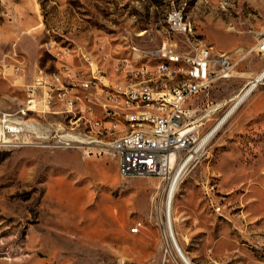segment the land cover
<instances>
[{
  "label": "rangeland",
  "instance_id": "374dc122",
  "mask_svg": "<svg viewBox=\"0 0 264 264\" xmlns=\"http://www.w3.org/2000/svg\"><path fill=\"white\" fill-rule=\"evenodd\" d=\"M179 6L192 32L171 30ZM263 24L264 0H0V117L19 116L34 75L58 69L50 50L69 51L88 75L90 61L112 71L164 43L209 45L235 68L189 103L204 136L264 69ZM249 97L176 193L175 229L194 264H264V84ZM163 188L158 177L125 176L112 155L0 146V264H177L157 210Z\"/></svg>",
  "mask_w": 264,
  "mask_h": 264
},
{
  "label": "built area",
  "instance_id": "2783aa9c",
  "mask_svg": "<svg viewBox=\"0 0 264 264\" xmlns=\"http://www.w3.org/2000/svg\"><path fill=\"white\" fill-rule=\"evenodd\" d=\"M172 17L175 32L181 33V27H190L189 20H182L181 14ZM256 38L255 50L264 55V24L256 31ZM177 46L164 43L161 48L146 49L147 56L158 58L159 54H174L186 61L198 60L202 68H209V81H202L201 73H194L185 66L169 68L158 62V67H149L135 56L118 58L112 71H98L95 67V78H102V87H95L94 78L87 77L86 83L64 79L62 68H70L73 74L80 73L82 67L69 58L68 51L50 50L56 56L54 66L61 71V78L58 83H50V76H45L43 69L34 75L26 87L29 104L24 105L19 116L7 113L0 117V146L75 149L85 158L112 155L119 159L125 176L158 177L163 186H167L179 167L188 173L197 166L206 155L209 144H202L201 125L192 121L189 103L207 92L216 80L231 77L235 68L227 53L218 52L212 46L201 45L189 51ZM85 53L92 58V53ZM124 74L134 75V79L169 74V82L171 76H186V84L177 90H169V84L162 85L159 92L119 89L118 85L109 84L110 76ZM55 85H62V96L74 93L69 114L53 112L51 89ZM95 90H102V97H95ZM79 92L89 94V103L79 100ZM105 95L124 98L127 114H119L117 106L105 103ZM135 105H148V113L134 118ZM149 109H159V116L150 117ZM110 114L124 115L127 125L118 126L119 135L114 142H102V133L115 126L105 123V116ZM76 119H86L87 127L75 128ZM216 210L221 212L222 207ZM142 227L136 224L133 231L138 233Z\"/></svg>",
  "mask_w": 264,
  "mask_h": 264
},
{
  "label": "bare ground",
  "instance_id": "6f19581e",
  "mask_svg": "<svg viewBox=\"0 0 264 264\" xmlns=\"http://www.w3.org/2000/svg\"><path fill=\"white\" fill-rule=\"evenodd\" d=\"M176 14H181L182 20H188L186 16L185 7L181 11V7H175L169 14V26L172 31L175 32L173 17ZM189 28L181 27V33L192 32V23L189 20ZM163 46V45H162ZM162 46L158 47L161 48ZM68 55L71 53L68 51ZM86 56V55H85ZM141 56L147 61L144 63L149 67H158V62L160 64H167L169 68H176L180 66H185L189 68L190 71L194 73H201L202 81H209L210 72L209 68H202V63L198 60H187L180 59L179 56L174 54H159L158 58L153 56H147V50L142 51ZM85 62L87 63V56L85 57ZM92 66V71L87 75L84 69L80 70V73H73L70 68H62V75L64 79H71V82L76 83H86L87 77L94 78L95 87H102V78H95V67L94 62L90 61ZM98 71H104L97 68ZM45 76H50V83H58V78H61V71L59 68L53 73L43 72ZM119 78L122 82H117L114 85H118L119 89L130 88L133 91H144L149 89L150 92L161 91L162 85L169 84V90H177L183 88L186 84V76H171V81L169 82V74H160L155 76H142L141 78H135L134 75L124 74ZM264 84V69L253 79L248 82V84L242 89L239 95L235 97L233 105L227 110V112L214 124V126L206 132L203 136L202 144L210 143L219 130L226 124V122L232 117V115L238 110V108L249 98V96L256 90L260 85ZM29 93V90H28ZM53 112L58 114H69V105L74 102V93H64L62 96V85H55L51 89ZM95 97H102V90H95ZM79 100L82 103H89V94L86 92H79ZM29 103V100H28ZM105 103L117 106V112L119 114H127V107L124 105V98H114V95H105ZM144 113H148V105H135L133 110L134 118H141ZM150 117H158L159 109H149ZM105 123H112V125L102 133V142H114L116 137L119 135L118 126L127 125V118L124 115L110 114V116H105ZM87 127L86 119H76L75 128ZM187 174L184 168H178L173 180L170 184L165 186L160 193V200L158 203V215L159 220L162 225L164 241H165V251L171 254L172 258L177 264H194L191 258L183 250L179 239L178 233L175 229V221H178L179 215L174 216V201L176 198V193L182 182L184 176ZM220 205L216 206V209H220ZM138 224V223H137ZM143 226L142 223H139Z\"/></svg>",
  "mask_w": 264,
  "mask_h": 264
},
{
  "label": "crops",
  "instance_id": "0c3cea01",
  "mask_svg": "<svg viewBox=\"0 0 264 264\" xmlns=\"http://www.w3.org/2000/svg\"><path fill=\"white\" fill-rule=\"evenodd\" d=\"M249 98H250V97H249ZM249 98H248V99H249ZM248 99H247V100H248ZM245 102H246V101H245ZM243 104H244V103H243ZM241 106H242V105H241ZM239 108H240V107H239ZM239 108H238V109H239Z\"/></svg>",
  "mask_w": 264,
  "mask_h": 264
}]
</instances>
